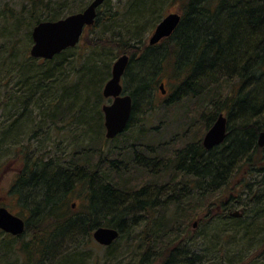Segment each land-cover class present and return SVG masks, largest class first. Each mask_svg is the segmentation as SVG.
Here are the masks:
<instances>
[{"label": "trees", "instance_id": "1", "mask_svg": "<svg viewBox=\"0 0 264 264\" xmlns=\"http://www.w3.org/2000/svg\"><path fill=\"white\" fill-rule=\"evenodd\" d=\"M110 2L107 0L98 10L77 50H66L52 60L39 61L40 64L27 53L32 43L31 28L64 17L61 7L53 10L46 5H30L18 14L10 9L0 12V66L11 69L15 62L18 67L12 71L22 79L17 84L22 94L16 101L8 98L12 105L5 108L7 121L0 125V155L11 151L10 160L22 166L10 194L22 203L25 216L29 217L24 234L15 239L32 235L31 244L24 245L30 264L44 260L51 264H89V260L92 264H117V253L122 250L129 255L126 264H221V258L206 263L195 255L196 250L181 248V244L174 247V243L180 238L181 228H189L187 220L199 217L200 208L205 210L202 224L208 228L203 236L212 232L211 238L218 241L216 253L224 246L223 239L218 240L220 233L226 237L240 233V240L252 238L250 243L253 237L264 236V148L257 147L258 134L264 128V0H182L178 27L169 38L151 47L140 45L133 34L149 14L156 13L159 0H127L133 5L130 12L134 22L124 30L117 27L121 15L109 8ZM13 15L11 27L1 23L2 17L5 20ZM21 25L26 28L25 34L20 32ZM98 32L110 34L112 39L102 36L97 42L89 40ZM108 48L129 56L123 77L131 87L127 94L133 104L124 132L131 129L139 105L155 91L158 71L171 66L177 84L164 105L170 107L185 99L193 102L205 131L220 114L224 115V143L205 150L200 137H196L181 148L173 149V145L170 149L167 145L157 153L149 149L147 152L155 161L150 170L147 161L151 156L143 159L128 151V144L119 139L120 135L105 141L101 137L100 89L110 73L112 53H105ZM71 53L73 67L66 66L68 61L64 59ZM88 55L93 61L86 60ZM148 103L151 109V101ZM30 104L43 119L34 117L33 128L44 125L51 130L45 137L73 126L81 130L80 137L85 138L82 142L99 136L94 155L82 144L78 155H67L73 161L55 163L47 157H29L27 152L35 135L31 134L24 145L18 138L30 124L31 116L26 114ZM190 115L184 114L182 119L191 127L195 118ZM59 123L66 125L57 127ZM188 133L186 130L183 136ZM65 136L66 133L61 137ZM115 142L122 143L120 157L134 161L136 167L123 166L117 172L112 168L115 162L105 160L103 152L107 157L116 152L115 147L111 153L108 151ZM132 142L131 149L135 148ZM2 165L3 162L0 169ZM141 170L152 178H148L147 185L145 179L141 180L143 186L137 189L139 185L125 177L141 175ZM237 177L238 181L233 182ZM254 191L259 195L255 196ZM76 192L84 194V204L77 212H70L67 199ZM217 207L226 212L221 214ZM231 207L240 208L241 214L229 215ZM100 227L116 230V241L105 248L102 257L78 253L82 246L102 248L92 238ZM69 244L74 249L63 250ZM164 250L167 256H163ZM205 250L207 256L212 255V251Z\"/></svg>", "mask_w": 264, "mask_h": 264}, {"label": "rangeland", "instance_id": "2", "mask_svg": "<svg viewBox=\"0 0 264 264\" xmlns=\"http://www.w3.org/2000/svg\"><path fill=\"white\" fill-rule=\"evenodd\" d=\"M90 2L91 0H0V12L2 10L7 11L10 9L13 11V14H18L22 12L25 8L26 9L30 8V5H36V6L46 5L47 7H51L53 10H54L53 7L58 6V7H61L60 14L64 15V17H60L59 19H63L67 17L68 15L82 12ZM132 6H133L132 3L129 4L127 0H111V2L109 3V8H111L113 12L118 11L119 15H121L120 18L117 20L118 21L117 27H119L121 30H124L126 25H128L129 23L134 22L132 18V15L134 14L132 13L131 15V12H130ZM182 9H183L182 0H159L156 13L149 14L148 18H146L142 23H140V28L138 29V31H136L133 34L137 36L136 39H138V43L140 45L143 44V45L148 46V40L153 30L155 29L156 25L163 19V17H165L169 13H181ZM44 15L45 14H43L42 17H44ZM13 17L14 15L12 17L9 16V19L7 17L5 18V20L2 17L1 23L4 25L6 24V26L8 27H11ZM20 32L22 34H25L26 28H24V25H21ZM100 34L101 33L98 32L97 37H94V36L90 37L89 40H92V41L95 40V42H97L98 40H100V38H102V36L104 37V39H105V36L109 37V39H112L110 34H106L105 36L103 34L102 35ZM30 35H31V31H30ZM31 45L32 43L29 44L28 52H27L28 54H29ZM77 48L78 46L72 49H68V50H73V49L77 50ZM83 50L84 49H82V51ZM109 51L112 53L111 54L112 61H110L109 63V66H110L109 76L103 82L101 89H100V96L103 99L102 105L109 104L111 102L110 100L105 99L102 96V89L111 76V68H112L114 61L117 59V57L122 55V54L116 53V49H112V50L111 48L105 49V53L106 52L108 53ZM73 54L74 53L67 54L66 56H64V59L68 61L67 62L65 60V63L67 62L66 66L68 65L69 67H73L74 61H75L71 57ZM87 58H90V60L93 61V58H91L90 55L86 56V60ZM84 60L85 59H83L82 61ZM35 61H37V63L40 64L39 61H43V60L35 59ZM79 64H77V67H79ZM17 67L18 66L15 62L11 69L10 68L3 69L0 66V125L7 121L4 113L7 112L8 107L12 105V103L8 102V98H10L12 101H16L18 97H20L22 94L20 93L22 91H20L19 86H17V84L20 83L22 79H20L18 75H14V72L12 71V70H15ZM35 67L36 69H41L39 65H35ZM161 69L156 74V77L157 76L158 77L156 79L157 84L155 86V91L151 93V95L149 96L150 98L147 97V99H145L144 102L141 105H139V107L135 111V115H134L133 121L131 122V126H130L131 129L126 130V132H124L119 137V139L121 140L122 138L126 140L124 143L128 144L127 145L128 151H132L135 154L137 153L140 154L141 156H143V159L144 158L149 159V157L151 156L150 153L147 152L149 149L151 151L155 150L154 153H157L159 152V149L163 148L164 146L169 145L170 142H173V144L170 145V148H172L173 145L174 146L177 145L181 148L186 143L191 141V139L193 141L197 140L196 137H200L199 140L200 142H202V139L205 133L207 132V130L205 131L202 125V121L199 120L200 119L198 115L199 111L194 112L195 110H194L193 102H190L187 99H185L184 101H182L181 103L177 105H170V107H168L167 105H164L165 101L168 99V96L170 95V92L173 90L174 86L177 84V79L174 77V72L171 66H166V68L163 70ZM121 83H122V86L124 87L125 92L128 93L129 92L128 90H130L131 87L130 85L128 86L125 83L124 77H122ZM160 83L164 84V89L166 90L164 95L159 90ZM6 95H9V96L6 97ZM149 101H151L152 110L149 107V104H148ZM26 109H27L26 114L29 113L31 116L30 124L28 125L27 131L23 129L20 132L18 141L20 142V144L24 145L26 141L29 139V136L31 134L35 135L34 136L35 138L33 139V143H32L33 146H31L30 150L27 152L29 157L34 158V159L37 157H45L46 159L47 157L48 159L54 161L55 163H58V161H62V160H66V162L73 161L75 159L71 157H69L68 159L67 155L70 153H73L75 156L78 155L80 153L79 146L82 144L85 145V149H90V153L94 155L93 151L96 147L95 141H98L99 136L98 138H94L91 136L87 138L86 141L82 142V139H85V138L80 137L81 130H79L75 126L73 127L65 126L67 127L65 131L63 130H61V132L54 131L51 133L49 137H45L46 133L48 134L49 132H51V130H49L44 125L33 128L31 124V121L34 119V117L36 118L37 115L39 114L38 113L39 110L33 109L31 104L27 106ZM100 113L101 115L103 114L101 111V108H100ZM184 114H188V115L192 114L190 115V117L195 118V121L193 122L191 127L186 126L183 123L184 119H182V115ZM38 116L41 119V115H38ZM202 120L204 119L202 118ZM56 125L57 127H63L66 124L59 123ZM186 130L189 133L186 136H183ZM65 133H66V136L61 137ZM104 134H105V130L103 127V132H102L101 137L105 140ZM142 134L144 136L141 138L140 135ZM129 140L133 141L132 143L135 144L134 145L135 148L131 149L129 147V144H130ZM100 145H102V139H101ZM121 145L122 143L117 144L116 142L114 145H110L108 147V151L111 153L112 148L115 147L116 152L113 155H110L109 157H107L106 151L103 152L105 154V155L103 154L105 156L104 157L105 160H109L110 162L111 161L115 162L112 168L117 172L122 171L121 169L123 168V166L126 167L129 165L130 167L132 166L136 167L134 165V161L132 160L129 161L128 159L126 160L123 156L120 157V150L122 149ZM10 153L12 152L7 151V152H4L2 155H0V163L3 162V165L0 169V206L6 207L11 213L18 215L19 217L27 220L29 217L25 216L27 211L25 212L24 208L22 207V203L19 204L18 203L19 201L16 199V197L10 194V190L14 185L17 175H19V173L21 172V167H22L20 163L16 164L15 162H13L12 159L10 160V157H11ZM61 154H63L62 158H61ZM134 157L136 158V156ZM152 159L153 158L151 156V158L147 161L148 162L147 166L148 168H150V170H153L154 169L153 166L155 165L154 163L155 161ZM80 164L81 163H79V165ZM160 165L161 163L155 166L156 170L159 169ZM140 172H142L143 174L139 175V173L137 172L138 174L136 173L134 175L131 174L130 175L131 177H127V176L125 177V179H129V181L131 182L133 181V184L134 183L138 184L139 186L135 185V186H138L137 189L143 186V184L140 182L141 180L145 179L143 182L146 183L147 185V181L149 180L148 178H152L151 175L144 173L145 170H141ZM106 173H108L107 170H105V174ZM151 181L153 182V179ZM234 181L235 182L238 181V177L234 178L233 182ZM255 186H257V184ZM122 187L123 186L120 185V189H122ZM254 192H255L254 194L255 196H258L260 193V192L257 193L256 191ZM83 196L84 194H81V193L79 194L77 192L72 193L68 196L67 205H69L68 207L71 210L70 212H77L81 206L83 207V204H84ZM206 204L207 203L204 202V205ZM216 210H218L221 214H224L226 212V211H223L222 209L220 210V207H217ZM204 211L205 210L200 208V210H197L199 217L194 216L192 219L187 220L188 221L187 225L189 228L187 229V231H186V227L181 228L180 233H178L180 238L178 241L174 240L175 241L174 247H177L181 244V248L185 247V249L187 248L189 250L194 249L197 252L195 253V255L198 257H203L204 258L203 261L206 263L209 262L211 259L221 258L222 261L219 259L221 264H264V239H263L264 236L263 235L261 236L258 235V237H253L254 240L253 242L250 243L251 241L250 239L252 238L250 239L247 238L244 241H241L240 239L243 235L241 236L240 233L239 234L232 233L228 237H226L227 235L223 236V234L220 233L218 235V240L220 242L223 239L222 241H223L224 246L220 248V251H218L220 253H216V247L218 246L217 245L218 241L213 240L211 238L212 232L211 231L209 232L210 236L208 235L206 237L203 236V233H206L208 229L206 228V226L202 224V220L204 219V215H203ZM241 211L242 210L240 208L234 209L231 207V210H230L231 213L229 215L231 216L235 214L240 215ZM137 214L139 216L143 215L142 213H137ZM184 220H186V218ZM134 233H135L134 235L138 234L139 229L136 230ZM31 236H32L31 234H26L25 238L16 240L15 238L7 237L5 234L0 232V264H30V257L28 256L26 252L27 249L24 248V245L25 243H28V242H29L28 243L29 245L31 244V240H32ZM184 237H187V240ZM77 240H78L77 237L74 238V242H76ZM186 241H188V243H185ZM122 242L124 243V240ZM183 242L185 243L184 245H183ZM123 243H122V246H123ZM192 243H194L195 246H198V248L197 249L194 248L195 246L192 247ZM69 245L63 250L67 249V252H71L72 251L71 249H74V247L72 245L70 246ZM205 249H209L208 251H212V255L207 256ZM189 250L186 252H189ZM104 251H105L104 247L100 249L98 248L92 249L86 246H82L77 250V252L80 254L82 252L89 253L92 256V258H96L97 256L102 257L104 255ZM167 253L168 252L164 250L163 256H167ZM202 253L204 254V256ZM117 256H120L117 264H121V263L126 264V261L129 255L127 256L125 250H122L121 252L117 253ZM55 263L56 262L53 261V264ZM41 264H51V263H49L47 260L46 261L44 260L41 262ZM89 264H92L90 260H89Z\"/></svg>", "mask_w": 264, "mask_h": 264}, {"label": "water", "instance_id": "3", "mask_svg": "<svg viewBox=\"0 0 264 264\" xmlns=\"http://www.w3.org/2000/svg\"><path fill=\"white\" fill-rule=\"evenodd\" d=\"M106 0H92L91 3L79 13L71 14L56 21L40 22L31 31L32 46L29 55L34 59L52 60L63 51L74 48L80 41L86 27L93 25L96 10ZM181 21L179 13L167 14L155 27L151 34L149 46L157 45L164 39L169 38ZM129 62L127 55L118 57L112 65L111 77L103 87L102 95L105 99H111L110 104L102 106L104 117L105 138L110 140L121 134L130 119L132 111V99L127 95L121 85ZM162 93L163 85H160ZM226 118L220 114L213 125L205 133L202 146L210 150L221 145L226 139ZM257 145L264 147V129L258 136ZM24 221L12 215L4 207H0V230L20 236L24 233ZM93 239L101 246L109 247L117 238L118 232L111 228L100 227L93 232Z\"/></svg>", "mask_w": 264, "mask_h": 264}, {"label": "bare ground", "instance_id": "4", "mask_svg": "<svg viewBox=\"0 0 264 264\" xmlns=\"http://www.w3.org/2000/svg\"><path fill=\"white\" fill-rule=\"evenodd\" d=\"M160 84H162V83H160ZM160 84H159V85H160ZM148 104H149V103H148ZM263 129H264V128H263ZM263 129H262L261 131H263ZM261 131L259 132V134L261 133ZM259 134H258V136H259ZM257 139H258V137H257ZM172 144H173V142H170V143H169V145H172ZM201 144H202V142H201ZM165 147H166V146H164V148H165ZM169 147H170V146H169ZM170 149H172V148H170ZM173 149H177V145H175V146L173 147ZM22 220L26 223V220H25V219L22 218Z\"/></svg>", "mask_w": 264, "mask_h": 264}]
</instances>
